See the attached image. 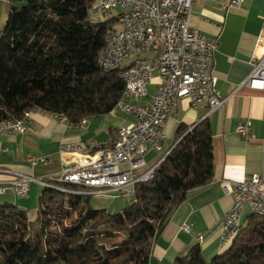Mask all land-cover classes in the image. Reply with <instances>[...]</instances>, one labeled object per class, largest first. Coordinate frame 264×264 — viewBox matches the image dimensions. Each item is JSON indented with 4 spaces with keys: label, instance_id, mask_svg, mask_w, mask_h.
<instances>
[{
    "label": "trees",
    "instance_id": "16d2710c",
    "mask_svg": "<svg viewBox=\"0 0 264 264\" xmlns=\"http://www.w3.org/2000/svg\"><path fill=\"white\" fill-rule=\"evenodd\" d=\"M94 1L9 0L0 32V120L41 110L77 125L113 111L124 84L118 71L100 69L98 56L115 19L90 22ZM211 177L207 120L180 124L153 179L135 186L133 202L121 212L89 208V196L69 194L66 189H80L68 184L43 188L35 220L14 205H0V264H148L171 213ZM228 246L209 262L198 246L178 261L264 264V219L246 217Z\"/></svg>",
    "mask_w": 264,
    "mask_h": 264
},
{
    "label": "crops",
    "instance_id": "0c3cea01",
    "mask_svg": "<svg viewBox=\"0 0 264 264\" xmlns=\"http://www.w3.org/2000/svg\"><path fill=\"white\" fill-rule=\"evenodd\" d=\"M0 1V32L8 6ZM197 0L191 7V29L217 40L213 74L216 90L224 99L222 106L208 113L205 104L192 108L187 100H179L174 118L163 129L165 140L160 152L146 154L151 164L173 147L175 131L182 124L192 126L207 120L212 145V177L203 187L191 190L185 200L171 213L161 232L155 237L148 264H179L178 259L198 246L203 259L221 254L219 234L224 214L230 209L233 197L220 186L221 182L236 183L244 177L264 171V91L240 86L251 72L252 60L259 53L257 42L264 41V0ZM158 82L153 75L148 86V97L134 100L136 104H150ZM135 122L133 117L112 111L90 117L70 126L53 114L41 110L31 112L29 122L20 134L0 135V205L11 204L29 217L36 197L43 185L29 182L28 193L18 197L9 182L16 174L45 180L71 167L77 159L73 154H62L60 147L72 144L79 153L87 155L116 138V131ZM239 123L250 128L247 137L236 131ZM83 124V125H82ZM163 152L162 156L159 153ZM27 156H43L47 162L31 167ZM46 187V186H45ZM41 189V190H40ZM251 215L243 209L242 224ZM187 225L188 232L181 231ZM201 236L202 240H198ZM210 259V260H211Z\"/></svg>",
    "mask_w": 264,
    "mask_h": 264
},
{
    "label": "built area",
    "instance_id": "2783aa9c",
    "mask_svg": "<svg viewBox=\"0 0 264 264\" xmlns=\"http://www.w3.org/2000/svg\"><path fill=\"white\" fill-rule=\"evenodd\" d=\"M197 0H95L89 13L103 16L117 12L121 29L108 32L98 57L101 70L118 71L124 91L113 111L135 122L116 131V138L87 155L79 153L72 144L60 147L62 154L77 156L74 164L56 176L38 180L16 174L9 182L18 197L28 193L31 181L46 185L68 184L80 190H68L80 196L109 195L115 192L123 197L135 195V186L153 179L160 157L152 165L145 161L149 150L160 152L165 140L164 126L174 118L179 100H187L192 108L205 104L208 113L224 103L216 90L213 74L217 40L209 38L189 25L190 10ZM241 0H232L231 6L239 7ZM97 22V18H90ZM259 53L251 62V72L240 86L264 91V41L257 42ZM119 64H127V71H119ZM158 82L150 104H136L134 100L148 97V86L153 75ZM32 111L24 112L18 120H0V135L20 134L29 122ZM67 122L66 117L54 115ZM83 119V124L86 123ZM82 124V125H83ZM73 126V125H70ZM250 128L242 123L237 133L247 137ZM27 163L34 167L47 162L43 156H27ZM220 186L233 197L230 209L224 214L219 234L220 248L236 227H242L241 215L248 207L257 216L264 209V171L244 177L242 181L221 182ZM3 189H0V194ZM254 196L263 197V205L254 204ZM181 231L188 232L183 225ZM198 240H202L199 236Z\"/></svg>",
    "mask_w": 264,
    "mask_h": 264
},
{
    "label": "rangeland",
    "instance_id": "374dc122",
    "mask_svg": "<svg viewBox=\"0 0 264 264\" xmlns=\"http://www.w3.org/2000/svg\"><path fill=\"white\" fill-rule=\"evenodd\" d=\"M1 1V0H0ZM7 1V6L9 10V0H3ZM8 13V11H7ZM7 16V15H6ZM90 18H97V22H103L110 19H115L113 25L114 30H120L122 25L120 22H118L117 19V12H111L108 14H105L103 16H95L92 13H89ZM163 152L159 153V155L162 156ZM145 161L148 164H151L152 161H148V158L145 157ZM41 190V189H40ZM41 194V192H40ZM40 196V195H39ZM39 197L37 196L35 199L34 207L29 211V219L35 220L37 218V212H38V203ZM133 202V196L129 197H123L120 193L115 192L109 195H91L88 197V207L91 209H98V210H105L106 212L110 214H116L118 212H121L125 207L129 206ZM59 226H51L50 230L56 231L59 230ZM210 257H208L207 262L210 261ZM58 264H64V263H58Z\"/></svg>",
    "mask_w": 264,
    "mask_h": 264
},
{
    "label": "bare ground",
    "instance_id": "6f19581e",
    "mask_svg": "<svg viewBox=\"0 0 264 264\" xmlns=\"http://www.w3.org/2000/svg\"><path fill=\"white\" fill-rule=\"evenodd\" d=\"M118 22L121 23V18L118 17ZM93 24H95L93 22ZM98 65L101 68L102 66V59L101 57L98 58ZM119 71H127V64H119ZM115 107H118V102L116 103ZM48 186V185H46ZM254 204L255 205H263V197L262 196H254ZM257 216L264 219V209L263 213H258ZM240 230V227L235 228V232H231L227 238L224 240V247L228 246L229 243L233 240V238L237 235L238 231Z\"/></svg>",
    "mask_w": 264,
    "mask_h": 264
},
{
    "label": "water",
    "instance_id": "95a60500",
    "mask_svg": "<svg viewBox=\"0 0 264 264\" xmlns=\"http://www.w3.org/2000/svg\"><path fill=\"white\" fill-rule=\"evenodd\" d=\"M172 148H173V147H172ZM170 150H171V149H170ZM170 150H169V151H170ZM169 151L167 152V154L169 153ZM167 154H166V155H167ZM166 155L163 157V159L166 157Z\"/></svg>",
    "mask_w": 264,
    "mask_h": 264
}]
</instances>
